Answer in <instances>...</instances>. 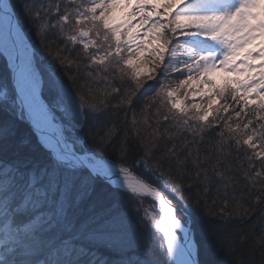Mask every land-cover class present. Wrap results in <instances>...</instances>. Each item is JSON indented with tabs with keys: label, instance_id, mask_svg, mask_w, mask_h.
Here are the masks:
<instances>
[{
	"label": "snow or ice",
	"instance_id": "obj_1",
	"mask_svg": "<svg viewBox=\"0 0 264 264\" xmlns=\"http://www.w3.org/2000/svg\"><path fill=\"white\" fill-rule=\"evenodd\" d=\"M0 60V264H264V0H0Z\"/></svg>",
	"mask_w": 264,
	"mask_h": 264
},
{
	"label": "trees",
	"instance_id": "obj_2",
	"mask_svg": "<svg viewBox=\"0 0 264 264\" xmlns=\"http://www.w3.org/2000/svg\"><path fill=\"white\" fill-rule=\"evenodd\" d=\"M13 3H15V0H13ZM31 44L37 45L39 51L41 52V58L45 61H48L51 59V57H49L47 55V51L43 48L40 47V41L38 40V38L35 35H31L30 41ZM5 74V70H4V62L3 60H0V76H3ZM145 203H151L150 200L145 201Z\"/></svg>",
	"mask_w": 264,
	"mask_h": 264
},
{
	"label": "rangeland",
	"instance_id": "obj_3",
	"mask_svg": "<svg viewBox=\"0 0 264 264\" xmlns=\"http://www.w3.org/2000/svg\"><path fill=\"white\" fill-rule=\"evenodd\" d=\"M42 59V58H41Z\"/></svg>",
	"mask_w": 264,
	"mask_h": 264
}]
</instances>
